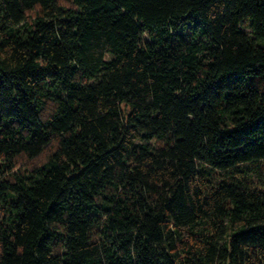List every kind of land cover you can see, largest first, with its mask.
Here are the masks:
<instances>
[{
    "label": "trees",
    "instance_id": "obj_1",
    "mask_svg": "<svg viewBox=\"0 0 264 264\" xmlns=\"http://www.w3.org/2000/svg\"><path fill=\"white\" fill-rule=\"evenodd\" d=\"M0 264H264V0H0Z\"/></svg>",
    "mask_w": 264,
    "mask_h": 264
},
{
    "label": "rangeland",
    "instance_id": "obj_2",
    "mask_svg": "<svg viewBox=\"0 0 264 264\" xmlns=\"http://www.w3.org/2000/svg\"><path fill=\"white\" fill-rule=\"evenodd\" d=\"M106 59H109V55H106ZM25 161V159L23 160ZM253 179H255V177L251 176ZM256 180V179H255Z\"/></svg>",
    "mask_w": 264,
    "mask_h": 264
}]
</instances>
